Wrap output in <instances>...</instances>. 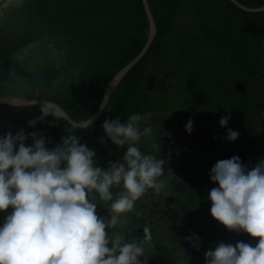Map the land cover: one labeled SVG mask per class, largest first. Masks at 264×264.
<instances>
[{"label":"trees","instance_id":"trees-1","mask_svg":"<svg viewBox=\"0 0 264 264\" xmlns=\"http://www.w3.org/2000/svg\"><path fill=\"white\" fill-rule=\"evenodd\" d=\"M237 1L249 8L264 5V0ZM147 2L156 25L154 39L118 82L95 123L74 127L60 114L30 126L28 121L41 115L40 105L0 103V135L23 128L45 136L49 148L66 134L80 136L85 144L103 117L115 112L121 93L134 97L148 88L151 75L159 86L162 73L171 71L175 107L215 123L230 116L221 126L223 135L231 129L239 136L226 139L221 158L239 156L247 168L255 167L264 158V10L247 12L230 0ZM9 20L14 22L0 28V95L33 99L38 93V99L54 102L74 122L94 114L109 82L141 51L149 31L142 0H27ZM42 38L57 39L62 49L44 45L21 61L16 58L28 43ZM25 143L31 145L32 139ZM10 208L0 212V225ZM210 208L209 203L206 225L213 241L258 242L226 228Z\"/></svg>","mask_w":264,"mask_h":264},{"label":"clouds","instance_id":"clouds-1","mask_svg":"<svg viewBox=\"0 0 264 264\" xmlns=\"http://www.w3.org/2000/svg\"><path fill=\"white\" fill-rule=\"evenodd\" d=\"M40 111L30 126L49 115L60 117L49 104ZM229 119L221 117L220 125L226 127ZM148 121L147 113H133L123 123L120 116L104 121L107 138L125 149L107 167L97 165L95 150L75 134H66L54 148L46 146L45 136L23 128L0 135V212L12 209L0 225V264H147L141 242L109 237L106 228L115 226L149 189L163 186V161L140 147L142 138L153 135ZM191 125L189 120V132ZM90 126L91 120L81 123ZM238 136L228 129L226 139ZM29 137L32 144L26 145ZM101 142L106 143L103 137ZM209 175L218 184L208 196L211 216L258 242H220L205 252V264H264V158L250 169L239 156L221 159ZM118 187L123 191L115 193ZM92 193L111 202L110 220L97 214Z\"/></svg>","mask_w":264,"mask_h":264},{"label":"flooded vegetation","instance_id":"flooded-vegetation-1","mask_svg":"<svg viewBox=\"0 0 264 264\" xmlns=\"http://www.w3.org/2000/svg\"><path fill=\"white\" fill-rule=\"evenodd\" d=\"M26 1L0 0V28L14 22L9 17ZM169 78L174 79L171 71L163 72L159 80V90L170 95L164 107L142 108L132 93H121L115 112L103 117L85 144L95 150L97 165L107 167L110 161L122 158L125 149L107 138L102 127L104 121L120 116L123 123L133 113L149 114L153 135L142 138L140 147L163 161V173L159 178L163 186L159 191L149 189L130 211L120 215L115 226L107 227L106 231L109 237L120 236L126 242L133 239L141 242L146 249L147 264H205V252L220 243L212 240V228L206 225L205 208L211 204L210 190L218 186L210 180L209 173L222 159L220 150L226 144V135L219 122L198 114L190 115L187 110L175 107L177 103L171 97L175 84L167 83ZM189 120L192 121L191 132L186 130ZM102 137L106 143L101 142ZM121 191V187L114 190L115 193ZM90 198L97 204V214L110 220L111 202L101 201L96 193ZM11 211L10 208L9 213ZM145 257H140L141 261Z\"/></svg>","mask_w":264,"mask_h":264},{"label":"water","instance_id":"water-1","mask_svg":"<svg viewBox=\"0 0 264 264\" xmlns=\"http://www.w3.org/2000/svg\"><path fill=\"white\" fill-rule=\"evenodd\" d=\"M232 3H234V5H236L237 7L247 11V12H257V11H263L264 10V5L261 7H257V8H249L246 7L242 4H240L237 0H230ZM143 6H144V10L148 19V24H149V31H148V37L147 40L143 46V48L141 49V51L132 59V61H130L127 65H125L123 68H121L111 79V81L109 82V85L107 87V90L103 96V99L98 107V109L94 112V114L88 118L85 121L82 122H86L91 120V124L95 123V121L98 119V117L100 116V114L102 113V111L104 110L109 97L111 95V93L113 92V90L115 89L116 85L118 84V82L122 79V77L131 69V67H133L142 57L143 55L146 53L148 47L150 46L151 42L154 39V36L156 34V25L153 19V16L151 14L149 5L147 0H142ZM44 45H52L54 49L57 50H61L62 49V45L59 43V41L57 39L54 38H42V39H38L36 41H32L30 43H28V45L26 46V48H24L22 50V52L17 55V59L19 61L23 60L31 51L35 50L37 47L39 46H44ZM0 103L2 104H7L10 106H14V107H26V106H35V105H40L42 106L43 104H49L50 108H52L55 111H58L61 115H63V117H65L74 127H78L81 128V123L82 122H74L73 120H71L67 114L54 102L52 101H47V100H40L38 99V93H36V96L33 99H29V98H22V97H17V96H13V95H0Z\"/></svg>","mask_w":264,"mask_h":264},{"label":"rangeland","instance_id":"rangeland-1","mask_svg":"<svg viewBox=\"0 0 264 264\" xmlns=\"http://www.w3.org/2000/svg\"><path fill=\"white\" fill-rule=\"evenodd\" d=\"M167 83H174L173 78H169ZM135 102L139 103L142 108L146 106L159 107V104H166V99L169 98V94H164L163 91L159 90L158 84L154 82V76L151 75L148 83V88L144 91H138L134 93ZM160 101H158V100ZM145 104V106H143ZM165 106V105H164ZM205 154L202 156L204 158Z\"/></svg>","mask_w":264,"mask_h":264}]
</instances>
